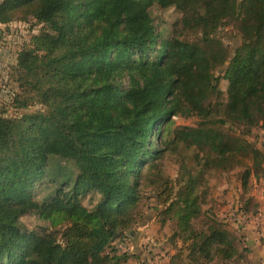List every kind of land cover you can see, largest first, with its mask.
I'll return each instance as SVG.
<instances>
[{
  "label": "trees",
  "instance_id": "1",
  "mask_svg": "<svg viewBox=\"0 0 264 264\" xmlns=\"http://www.w3.org/2000/svg\"><path fill=\"white\" fill-rule=\"evenodd\" d=\"M136 1L0 3V25L28 9L45 26L19 54L22 94L14 102L43 109L20 118L0 116V264H122L126 255L105 252L132 232L141 172L161 157L159 136L174 117L201 119L197 127L177 131L176 139L208 149L217 166L236 150L264 164L261 150L233 145L214 127L261 122L264 130V0H221L220 7L208 0H173L183 14L181 27L160 44L151 16L141 14ZM230 25L243 39L232 54L215 37ZM188 31L199 33V42L184 40ZM220 69L228 102L224 118L215 122L219 108L212 98L221 94ZM53 162L71 163L76 178L52 202L40 203L33 189L46 181ZM250 176L244 173L243 188ZM196 188L191 179L175 200L169 196L166 213L174 214L179 232L206 262L232 260L237 251L228 232L210 229L199 241L192 225L201 214ZM83 194L99 197L92 209L83 204ZM33 212L46 221L66 220L63 242L41 241L28 231L21 219Z\"/></svg>",
  "mask_w": 264,
  "mask_h": 264
},
{
  "label": "rangeland",
  "instance_id": "2",
  "mask_svg": "<svg viewBox=\"0 0 264 264\" xmlns=\"http://www.w3.org/2000/svg\"><path fill=\"white\" fill-rule=\"evenodd\" d=\"M208 1H213L216 7L223 4L221 0ZM172 3L173 0L136 1L140 13L151 16L156 33L160 35L159 44L175 36L176 29L181 27L183 14ZM44 29L45 26L30 15L28 9L16 11L11 22L0 25L2 117L20 118L23 114L43 109L40 105L18 108L14 102L22 94L18 82L19 54L30 48L33 37ZM215 37L222 41L230 54L243 43L239 30L233 25L221 28ZM183 39L199 42L201 35L188 31ZM156 48L158 50L159 45ZM221 70L216 72L221 94L212 98L219 108L213 111L215 122L217 118H224L223 111L228 102V82L222 78ZM200 122L197 117H174L171 125L159 136L161 157L143 169L140 175V202L136 209V223L132 227L134 237L124 232L106 250V256L126 255L122 264H264V164L260 166L248 152L236 150L226 162L217 166L218 158L208 149L202 151L188 147L176 139L177 131L195 128ZM229 122L226 126L216 124L214 127L226 134L233 145L240 146V142H244L264 153L261 122L255 127L243 122ZM246 171L251 176L247 187L243 188L242 178ZM75 178L71 163L53 162L46 181L33 189L35 200L44 204L52 202L56 191L70 187ZM191 179L196 181L195 194L200 201L201 214L192 222L193 229L201 235L199 241L209 235L210 229L228 232L237 251L232 260L217 258L211 263L206 262L191 248V241H185L186 235L179 232L174 214L166 213L170 205L165 202L167 198L171 196L175 200L179 190L185 188ZM81 198L89 209L99 200L92 194H83ZM21 223L37 239L45 242H63L62 233L68 226L62 217L46 221L37 212L22 217Z\"/></svg>",
  "mask_w": 264,
  "mask_h": 264
},
{
  "label": "crops",
  "instance_id": "3",
  "mask_svg": "<svg viewBox=\"0 0 264 264\" xmlns=\"http://www.w3.org/2000/svg\"><path fill=\"white\" fill-rule=\"evenodd\" d=\"M131 236H133L134 237V232H131V233H129Z\"/></svg>",
  "mask_w": 264,
  "mask_h": 264
}]
</instances>
